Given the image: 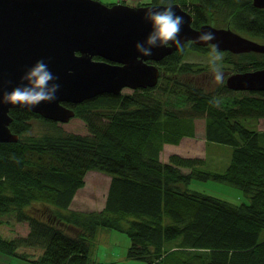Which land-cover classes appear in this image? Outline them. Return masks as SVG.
I'll list each match as a JSON object with an SVG mask.
<instances>
[{
	"label": "trees",
	"instance_id": "trees-1",
	"mask_svg": "<svg viewBox=\"0 0 264 264\" xmlns=\"http://www.w3.org/2000/svg\"><path fill=\"white\" fill-rule=\"evenodd\" d=\"M169 3L187 11L194 28L230 27L264 42V9L251 0L136 5ZM184 54L185 48L178 49L158 63L153 88L68 104L85 123L86 135L28 137L34 119L58 123L28 110H9V129L18 141L0 143V225L2 217H12L28 233L12 238L0 233V256L29 264H114L91 257L98 229L106 228L123 233L129 240L127 258L144 264H264V132L243 123L264 118V92L231 96L224 82L206 91L194 80L206 67L185 62ZM224 62L231 74L245 72L264 68V55L225 53ZM186 104L187 111L179 109ZM197 117L204 119L207 142L233 149L223 171L209 170L204 159H159L164 144L195 136ZM89 171L111 178L104 207L75 211L71 202ZM192 181L235 187L247 202L235 205L191 190Z\"/></svg>",
	"mask_w": 264,
	"mask_h": 264
},
{
	"label": "water",
	"instance_id": "water-1",
	"mask_svg": "<svg viewBox=\"0 0 264 264\" xmlns=\"http://www.w3.org/2000/svg\"><path fill=\"white\" fill-rule=\"evenodd\" d=\"M170 4L184 18L182 40L195 41L201 32H213L223 52L264 55V42L230 27L203 24L194 28L192 16L179 4ZM252 5L264 9V0H252ZM164 6L167 4L108 6L99 0H0V99L19 86L22 76L39 60L48 65L60 85L54 102L35 107L0 104V143L18 141V135L9 129L10 109L66 123L75 117L68 104L78 105L105 93L118 95L124 88L155 87L160 77L156 63L178 49L169 43L144 57L135 45L143 43L151 31L144 20L146 12ZM225 85L232 91L264 92V68L230 74Z\"/></svg>",
	"mask_w": 264,
	"mask_h": 264
},
{
	"label": "rangeland",
	"instance_id": "rangeland-1",
	"mask_svg": "<svg viewBox=\"0 0 264 264\" xmlns=\"http://www.w3.org/2000/svg\"><path fill=\"white\" fill-rule=\"evenodd\" d=\"M106 5L114 4V3H122L125 5H136L137 3H145L147 0H99ZM209 52L208 51H195L188 47H185V54L183 60L189 63H195L199 65L200 68L206 67L205 71H201L200 74L196 75L194 80L197 84L203 86L206 91H213L215 90L218 83L214 79V74L211 71L210 63H209ZM223 72H224V79L225 77L231 73V66L227 63L222 62ZM223 79V82H224ZM133 90L124 88L121 91V94H131ZM245 93V91H233V93L228 94L231 96H239V94ZM222 96V95H221ZM169 99L174 100L173 96H170ZM189 104L180 106L179 109L183 111H187L189 109ZM177 109V108H176ZM178 110V109H177ZM58 123V122H57ZM244 125L256 129L259 132H264V118L260 119H247L243 121ZM204 119L203 117H197L194 119V125L201 130L202 134L205 132L204 129ZM65 133H73L79 135H86L87 129L85 123L79 118H72L66 123H58L56 127L46 125L40 122L37 119H34L31 122V130L25 134L28 137L40 139L46 135H63ZM260 143L264 146V136L261 138ZM232 147L227 144H220L216 142H209L206 146V153H208V158L206 162V168L209 170L215 171H223L226 166H224L225 160L229 157L232 153ZM210 153H213L216 157L215 161H218V164L212 163V167H210V161L213 160L210 158ZM214 161V160H213ZM229 162V161H228ZM187 172V170H185ZM93 172H89L90 176H86L84 178V182L86 186L77 190L76 196L72 203V209L81 210V211H98L102 206L104 201L103 193L98 191V185L100 180H98L94 175ZM99 173V172H98ZM102 174V173H100ZM104 175V174H102ZM101 183V182H100ZM191 190L201 192L203 194L218 198L220 200L238 205L242 202H247V199L243 196L242 192L239 191L237 188L221 184L217 182L207 181V182H199V181H192L191 185L189 186ZM3 223L0 225V233L7 238H12L15 236L25 235L28 233V228L23 223H17L14 221L12 217L4 216L1 219ZM126 244V245H125ZM129 245L128 238L120 232L106 229V228H99L98 233L95 239L94 248L92 251V259L97 257L99 259L103 258L104 253H110L111 249H107L112 247V251L115 253L114 258H116L117 263L115 264H144L142 261L139 260H131L127 258L126 251ZM21 252L25 251L29 255L36 256L39 251L33 249H22ZM31 258V257H29ZM0 264H29L27 260H23L20 258H7L5 256H0Z\"/></svg>",
	"mask_w": 264,
	"mask_h": 264
},
{
	"label": "clouds",
	"instance_id": "clouds-1",
	"mask_svg": "<svg viewBox=\"0 0 264 264\" xmlns=\"http://www.w3.org/2000/svg\"><path fill=\"white\" fill-rule=\"evenodd\" d=\"M162 10L149 9L145 16V22L151 25V31L146 40L137 42L136 50L144 57L152 55V49L167 46L172 43L181 52L184 51L187 43L204 42L208 45L209 63L214 79L223 83L224 72L222 62L224 52L220 50V42L213 32H201L195 41L182 40L180 33L185 23L182 16L173 11L172 5L161 8ZM140 59V56L137 57ZM71 74V73H70ZM58 77L49 70L48 65L43 61H37L21 78V84L11 90L4 92L0 104L22 105L35 107L42 102H54L57 99L56 93L60 85L55 83Z\"/></svg>",
	"mask_w": 264,
	"mask_h": 264
},
{
	"label": "crops",
	"instance_id": "crops-1",
	"mask_svg": "<svg viewBox=\"0 0 264 264\" xmlns=\"http://www.w3.org/2000/svg\"><path fill=\"white\" fill-rule=\"evenodd\" d=\"M194 126H195V129H194L195 136L194 137H183L178 144H164L163 145V148L159 154V159L161 162H168V159L171 155H178L183 158H192V159L198 158V159H204L205 161H207L208 153H206V146L208 145L209 142L205 140L204 132L200 134L201 130L197 128L196 125ZM210 154H211L210 158L214 160V161L213 160L210 161V167H212V163L218 164V161H215L216 157L214 156L213 153H210ZM229 158L230 156L227 157V160H225L223 164L224 166H226V164L228 163ZM89 172H93L92 175H94L101 182V183L99 182V185L97 186L98 191H100V193H103V199H104L102 206L99 209H97L98 211H100L104 207V203H105L106 195L109 189L111 178L105 174L102 175L103 173L100 174L101 172L98 173V171H89ZM89 172H87V174L85 175V178L86 176L91 175V174H88ZM85 186L86 184L84 182L83 188ZM74 198L70 205L71 209H72L71 206L74 201ZM77 211H81V210H77ZM107 249H111V252L104 253L102 259L94 257L95 261L114 263V264L117 263L116 258H114L115 253L112 251V247H109Z\"/></svg>",
	"mask_w": 264,
	"mask_h": 264
},
{
	"label": "flooded vegetation",
	"instance_id": "flooded-vegetation-1",
	"mask_svg": "<svg viewBox=\"0 0 264 264\" xmlns=\"http://www.w3.org/2000/svg\"><path fill=\"white\" fill-rule=\"evenodd\" d=\"M251 3H252V0H251ZM242 35H244V36H246L245 34H242ZM246 37H248V36H246ZM256 40V39H255ZM257 41H259V40H257ZM187 44H192V43H187ZM197 47V46H196ZM200 48H206L207 49V51L209 52L210 51V49H209V47L207 46V47H200ZM225 53H230V52H224V54ZM231 54V53H230ZM232 55H234V54H232ZM239 55H241V54H239ZM161 61V60H160ZM159 61V62H160ZM159 62H157L156 64L158 65V63ZM159 66V65H158ZM231 74V73H230ZM230 74H228L226 77H225V79H224V84H225V82H226V78L230 75ZM226 86V85H225Z\"/></svg>",
	"mask_w": 264,
	"mask_h": 264
}]
</instances>
